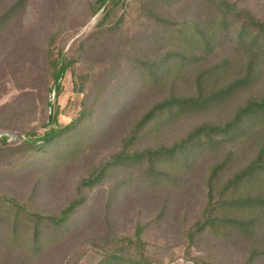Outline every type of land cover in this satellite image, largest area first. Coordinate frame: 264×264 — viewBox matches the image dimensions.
Instances as JSON below:
<instances>
[{
	"label": "rangeland",
	"instance_id": "obj_1",
	"mask_svg": "<svg viewBox=\"0 0 264 264\" xmlns=\"http://www.w3.org/2000/svg\"><path fill=\"white\" fill-rule=\"evenodd\" d=\"M137 1L118 29L94 38L91 34L103 15L101 9L91 17L90 4L94 0H0V15L7 14L0 25V110L11 113L5 123L8 128H0V138L5 136L8 142L0 145V194L28 201L34 210L55 215L76 197L78 182L120 149L134 123L153 104L169 94H194L195 76L223 58L229 59V64L204 82L206 91L219 89L243 73L248 45L239 41L234 21L216 31V42L210 51L198 53L202 43L190 22L208 27L215 24L216 10L207 2ZM229 1L264 21V0ZM148 5L160 17L183 26L190 23L188 44L180 36L179 40H172L177 33L175 27L151 19L146 11ZM114 18L108 20L106 28ZM50 36L53 42L49 50L54 56L62 45L65 55L76 52L80 42L87 45V50L79 53L80 60L61 78L62 90L57 99L48 69ZM187 47L191 55L199 57L193 63L190 60L191 64L178 75H170L162 83L149 84L142 90L128 84L132 64L139 67V73L143 72L136 59L159 61L167 49L181 51ZM263 92L264 63H261L251 82L204 108L183 110L170 123L143 132L135 146L172 144L198 124L225 121L245 100ZM48 100L56 101L61 126L78 120L83 107L87 111L84 120L77 123V129L63 134L44 150L24 151L21 144L25 133L41 135L44 131L42 124L50 114V108L45 106ZM69 143L76 144L74 153L68 150ZM256 145L255 142L240 145L220 181L245 165L255 153ZM223 155L222 149L198 155L181 171L169 169L168 182L157 185L149 181L144 160L126 162L106 177L102 187L91 189L87 201L78 207L65 227L44 233L49 242L36 255L32 253L28 258L32 245L28 235L26 247L19 250L1 242L0 264H96L100 256L95 250L104 238L111 243L114 235L129 236L137 224L147 225L143 238L152 264H195L193 258L207 264H264V201L258 211L232 208L233 217L250 221L247 232L226 225L217 229V233L203 231L188 236L189 228L206 204L208 170ZM261 185L263 190H252L251 194L264 197ZM11 223L12 219L6 217L2 229L9 230Z\"/></svg>",
	"mask_w": 264,
	"mask_h": 264
},
{
	"label": "trees",
	"instance_id": "obj_2",
	"mask_svg": "<svg viewBox=\"0 0 264 264\" xmlns=\"http://www.w3.org/2000/svg\"><path fill=\"white\" fill-rule=\"evenodd\" d=\"M203 1L214 7L216 20L215 24L210 27L204 26L203 23L190 22L192 30L200 36L198 41L202 43L203 48L198 53L210 51L216 42L218 34L216 31L226 28L227 24L234 21L237 24L239 41L248 45L246 46L247 60L243 73L219 89L213 88V90L206 91L204 82L209 80L215 72L220 71L222 66L229 64V59L223 58L220 63L199 72L195 76L196 89L194 94L189 96L169 94L168 97L153 104L134 123L128 136L122 141L120 149L109 160L100 162L95 170L87 173L78 182L76 197L55 215L34 210L28 201L20 202L13 196L0 194V250L3 246L1 242L6 243V247L16 248L17 250L26 247V235H28V240L32 244L28 248L30 252L28 258L32 257V253L36 255L43 244L49 242V239L44 237V233H53L52 231H58L65 227L78 207L87 201L88 196L93 191L91 189L103 185L106 177L126 162L132 163L144 160L149 181L157 185L168 182L169 169L181 171L184 167L189 166L196 156H205L220 149L224 150L223 158L209 168L206 177L205 207L198 219L189 228L188 236L191 238L203 231L217 233V229L225 228L226 225L238 226L243 232L249 230L250 221L239 220L233 217L230 212L232 208L241 210L245 208L251 210V212L258 211V207L264 201L263 196L251 194L252 190H263L261 184L264 185V92L258 97L245 100L225 121L218 124L213 122L198 124L172 144L142 148L135 146L143 132L170 123L183 110L204 108L236 88L251 82L256 77L260 64L264 63V21L252 15L246 8L239 6L236 2L229 0ZM137 2V0H94L90 4L91 17L101 9L103 15L96 24V30L91 36L94 34V38L99 37L113 29H118L124 15L129 13L133 8V4ZM146 11L151 19L154 18L167 26L175 27L177 33L172 38L170 34L172 40L176 41L183 38L187 44L191 40L192 30H188L190 23L183 26L184 24L176 23L170 18L160 17L154 13L155 10L150 5H148ZM113 17H115L114 22L106 28L108 20ZM6 19L7 14H1L0 25ZM248 39L250 42L247 43ZM85 40H88V36ZM52 42L53 36H50L47 40L48 69L55 98L57 99L62 90L61 78L74 63L80 60L79 56L81 54L79 53L87 50V45H84L83 42L78 43L76 52L69 55L64 54V46L62 45L56 56H54L53 51L49 50ZM189 49L188 47L181 48L180 51V48H169L159 58V61L154 62L136 59L143 72L139 73V67L136 68L132 64L131 76L127 77L128 84L136 85L138 88L141 87L142 90V88L148 87L149 84L162 83L170 75H178L181 70L183 71L191 64V61L193 63L194 58L196 60L199 57L191 55ZM170 64L172 65L170 66ZM45 106L50 108V114L42 124L44 131L41 135H36L35 132L25 133L26 138L21 144V148L25 149L24 151L35 149L36 152H40L44 150L52 141L57 140L67 132L77 129V123L83 122L87 112L83 107L78 120L61 126L57 120L58 105L56 101L51 103L48 100ZM9 115L11 113L8 110H0V128H8L5 123L9 121ZM246 142L257 144L255 153L245 165L220 181L226 166L235 156L236 150ZM74 143L68 144L70 147L68 150L72 149L73 153L75 151L74 146H76ZM7 144L5 136L0 138L1 146ZM173 180H175V177ZM112 193L117 194L118 190H112ZM6 217L12 219L11 227L7 231L2 229L4 225L1 224ZM20 223L23 225H20ZM22 227H24V232L21 230ZM146 227L147 225L137 224L133 234L131 233L129 236L114 235L115 239H112L111 243L104 238L95 250L100 256L96 264H152L146 252L147 242L143 238ZM20 236H23L24 239ZM28 258L25 256V259L28 260ZM192 261L195 264H207L199 258H193Z\"/></svg>",
	"mask_w": 264,
	"mask_h": 264
}]
</instances>
